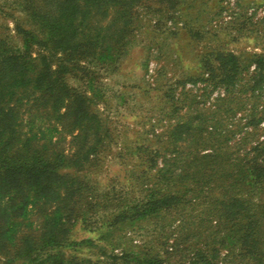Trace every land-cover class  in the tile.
I'll use <instances>...</instances> for the list:
<instances>
[{
    "label": "rangeland",
    "instance_id": "obj_1",
    "mask_svg": "<svg viewBox=\"0 0 264 264\" xmlns=\"http://www.w3.org/2000/svg\"><path fill=\"white\" fill-rule=\"evenodd\" d=\"M19 2L0 0V38L11 37L13 46L21 44L16 27L28 24ZM130 22L121 39L107 41L109 56L94 55L70 69L68 84L88 101L84 123L73 128L56 115L38 123L50 128L56 150L66 156L59 173L76 178L87 195L66 220L67 242L52 252L81 264H140L151 254L167 259L165 251L180 238V257L166 263L201 264L187 251L213 248L214 230L202 215L220 207L223 191L211 175L207 184L195 178L213 170L210 159L200 158L217 149L223 156L242 151L235 145L250 114L259 126L255 136L264 134V90L253 93L260 85L256 56L264 57V0H144ZM226 55L239 70L230 85L220 69ZM212 117L221 118L218 132ZM255 136L244 150L255 146ZM82 148L95 153L77 163ZM248 194L243 188L242 199ZM153 199L159 207L141 214ZM38 208L29 207L20 231L40 230L45 215ZM225 250H219L222 264H228Z\"/></svg>",
    "mask_w": 264,
    "mask_h": 264
},
{
    "label": "trees",
    "instance_id": "obj_2",
    "mask_svg": "<svg viewBox=\"0 0 264 264\" xmlns=\"http://www.w3.org/2000/svg\"><path fill=\"white\" fill-rule=\"evenodd\" d=\"M141 1L144 0H20L28 23L26 27H16L20 46L11 45L9 36L0 38V260L3 259V264H81L52 250L67 242L66 220L87 198L86 191L76 178L59 173L66 156L56 150L50 128L40 127L38 123L42 117L49 119L54 115L71 120L73 128L84 123L88 101L68 84L70 69L79 68L94 55L101 59L109 56L106 45L113 39H121L128 31ZM108 17L109 23L103 25ZM34 47H38L36 52ZM226 57L225 68L222 63L219 66H223L222 77L230 85L238 79L239 70L235 58ZM256 58L254 76L260 85L253 88V93L264 90V57ZM250 115L246 116L245 134L235 145L242 146V151L239 148L237 154L224 156L219 149L215 150L217 154L212 151L200 159H210L214 171L193 174L202 184L209 183L211 175L210 181L223 193L217 200L220 207L212 214L202 215L208 218V228L214 230L210 234L213 248L209 253L187 251L193 253L192 261L222 264L218 260L219 250L229 246L225 250L228 264H264V134L255 136L259 126L252 124L254 120L250 123ZM212 118L218 132L221 118ZM253 136H258L255 146L244 150V144ZM92 153L95 150H86L77 156L76 162H89ZM246 187L248 200L241 196ZM163 197L170 201L179 199L172 194ZM150 201L144 204L141 214L147 213L150 206V212L153 206L159 207L160 200ZM55 204L61 207L53 209ZM29 207H39L45 218L40 230L29 229L25 234L20 228L28 218ZM62 210L63 217L57 215ZM174 240L165 251L168 258L180 257V238ZM162 255L151 254L138 263L168 264L169 259H163Z\"/></svg>",
    "mask_w": 264,
    "mask_h": 264
}]
</instances>
